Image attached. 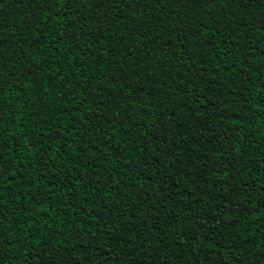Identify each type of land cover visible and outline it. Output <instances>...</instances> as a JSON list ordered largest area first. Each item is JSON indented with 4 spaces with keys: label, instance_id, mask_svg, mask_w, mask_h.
Segmentation results:
<instances>
[{
    "label": "trees",
    "instance_id": "1",
    "mask_svg": "<svg viewBox=\"0 0 264 264\" xmlns=\"http://www.w3.org/2000/svg\"><path fill=\"white\" fill-rule=\"evenodd\" d=\"M0 264H264V0H0Z\"/></svg>",
    "mask_w": 264,
    "mask_h": 264
}]
</instances>
